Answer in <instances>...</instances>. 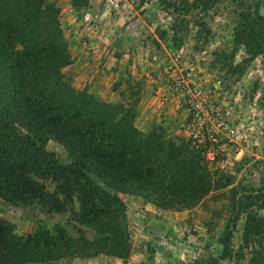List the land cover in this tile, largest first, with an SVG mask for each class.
I'll use <instances>...</instances> for the list:
<instances>
[{
  "label": "rangeland",
  "instance_id": "1",
  "mask_svg": "<svg viewBox=\"0 0 264 264\" xmlns=\"http://www.w3.org/2000/svg\"><path fill=\"white\" fill-rule=\"evenodd\" d=\"M47 1L59 8L71 53V63L61 69L68 82L134 109L133 123L141 131L191 139L200 157L217 169L214 177L230 175L231 182L193 204L169 209L119 190L127 254L43 264H248L252 250L264 248V228L258 239L245 240V215L234 218L230 203L233 193L241 200L248 192L264 193V53L248 61L244 47L233 42L237 3L88 0L74 8L70 0ZM46 148L68 161L53 138L46 139ZM257 209L264 217V207ZM0 217L27 234L38 225H64L68 213H45L37 204L14 206L0 198ZM226 229L229 254L221 257L219 238ZM84 230L93 236L91 228Z\"/></svg>",
  "mask_w": 264,
  "mask_h": 264
},
{
  "label": "trees",
  "instance_id": "2",
  "mask_svg": "<svg viewBox=\"0 0 264 264\" xmlns=\"http://www.w3.org/2000/svg\"><path fill=\"white\" fill-rule=\"evenodd\" d=\"M70 1L80 8L88 0ZM219 1L193 0L191 6ZM230 1L237 3L233 42L244 47L249 61L264 53V0ZM71 60L58 6L0 0V198L68 213L64 225H38L27 234L0 217V264L124 256L129 238L119 190L169 209L193 204L231 182L230 175L214 177L217 169L200 157L191 139L141 131L133 123L134 109L74 87L61 70ZM48 138L62 145L68 161L46 148ZM231 198L234 218L245 215L244 239H258L264 217L253 209L264 207V193ZM230 236L226 229L219 238L221 257L229 254ZM248 264H264V248H254Z\"/></svg>",
  "mask_w": 264,
  "mask_h": 264
},
{
  "label": "built area",
  "instance_id": "3",
  "mask_svg": "<svg viewBox=\"0 0 264 264\" xmlns=\"http://www.w3.org/2000/svg\"><path fill=\"white\" fill-rule=\"evenodd\" d=\"M108 2H109V4L113 3L114 5H116V3H114L113 0H108ZM86 43H87L86 40H82V41H81V44H83V45H85ZM230 131L233 132V129H230ZM193 135H194V136H197L196 133H194ZM193 139H194V138H193ZM209 159H210V158H209Z\"/></svg>",
  "mask_w": 264,
  "mask_h": 264
},
{
  "label": "crops",
  "instance_id": "4",
  "mask_svg": "<svg viewBox=\"0 0 264 264\" xmlns=\"http://www.w3.org/2000/svg\"><path fill=\"white\" fill-rule=\"evenodd\" d=\"M78 61H79V59L77 58V60H76L73 64H76ZM98 63H99V62H98Z\"/></svg>",
  "mask_w": 264,
  "mask_h": 264
}]
</instances>
